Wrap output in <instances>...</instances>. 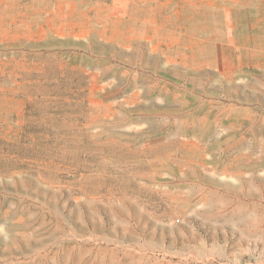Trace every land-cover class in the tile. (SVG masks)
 Listing matches in <instances>:
<instances>
[{"label": "rangeland", "instance_id": "obj_1", "mask_svg": "<svg viewBox=\"0 0 264 264\" xmlns=\"http://www.w3.org/2000/svg\"><path fill=\"white\" fill-rule=\"evenodd\" d=\"M0 264H264V0H0Z\"/></svg>", "mask_w": 264, "mask_h": 264}]
</instances>
